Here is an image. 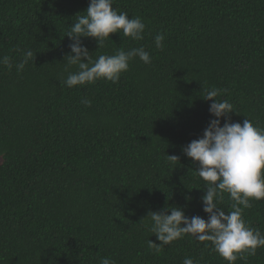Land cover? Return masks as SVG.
<instances>
[{
  "label": "trees",
  "instance_id": "16d2710c",
  "mask_svg": "<svg viewBox=\"0 0 264 264\" xmlns=\"http://www.w3.org/2000/svg\"><path fill=\"white\" fill-rule=\"evenodd\" d=\"M88 6L0 0V58L13 64H0V264H228L190 234L156 252L147 215L181 207L208 219L206 182L182 151L215 118L205 89L223 90L230 122L264 129V0H113L142 19L144 39L113 33L98 48L82 38L90 56L144 47L152 62L134 58L117 83L68 88L66 35ZM16 49L35 57L20 72ZM232 203L225 192L218 207ZM251 204L243 219L264 234V199ZM235 264H264V247Z\"/></svg>",
  "mask_w": 264,
  "mask_h": 264
},
{
  "label": "clouds",
  "instance_id": "9594fccd",
  "mask_svg": "<svg viewBox=\"0 0 264 264\" xmlns=\"http://www.w3.org/2000/svg\"><path fill=\"white\" fill-rule=\"evenodd\" d=\"M84 13L76 15L66 35L72 43L69 44L70 54L66 55L65 71L68 74L62 84L74 88L94 84L101 79L117 83L134 58L138 57L145 64L152 62L144 47L129 51L119 49L113 55H100L93 60L82 38H94L98 48L103 47L104 41L113 33L122 32L123 36L139 41L144 39L146 25L139 17L129 19L127 12L115 10L113 0H89ZM164 39V35H156L155 46L162 49ZM16 51L21 53V60L15 65L20 72L35 57L31 50ZM0 64L9 70L13 67L9 56L0 58ZM72 66L77 70L69 71ZM204 91V99L214 101L209 112L215 118L210 120L202 137L192 140L182 151L198 163L195 171L206 182V194L201 199L208 219L188 217L181 207L149 211V230L161 243L157 245L149 240L148 246L155 247V251L159 252L163 246L190 234L200 242L210 241L213 251L228 264H235L238 259L246 260L248 255H255L258 248L264 247V234L243 219V211L252 206V200L264 199V129L254 126L249 119H245L242 125L230 122L228 115L234 111L233 105L226 99H217L223 90L211 88ZM81 103L91 105L87 99H82ZM221 118H224L223 126ZM167 160L172 164L179 161V157L167 155ZM225 192L233 201L232 211L227 214L218 207ZM169 211L170 214H167ZM100 264L115 262L102 258ZM183 264H195V261L185 257Z\"/></svg>",
  "mask_w": 264,
  "mask_h": 264
}]
</instances>
